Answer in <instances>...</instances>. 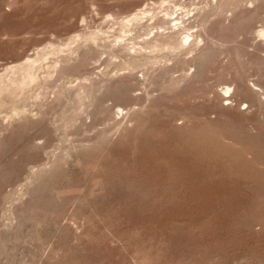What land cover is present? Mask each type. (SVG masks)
<instances>
[{
	"label": "rangeland",
	"instance_id": "obj_1",
	"mask_svg": "<svg viewBox=\"0 0 264 264\" xmlns=\"http://www.w3.org/2000/svg\"><path fill=\"white\" fill-rule=\"evenodd\" d=\"M171 5L196 43L120 72ZM1 75L0 264H264V0H0Z\"/></svg>",
	"mask_w": 264,
	"mask_h": 264
},
{
	"label": "bare ground",
	"instance_id": "obj_2",
	"mask_svg": "<svg viewBox=\"0 0 264 264\" xmlns=\"http://www.w3.org/2000/svg\"><path fill=\"white\" fill-rule=\"evenodd\" d=\"M164 3V2H163ZM181 5V3H178V5ZM162 5V4H161ZM174 5V4H173ZM179 5V7H180ZM164 6V5H163ZM177 6V5H175ZM149 8V7H148ZM171 8H174L172 5L169 7H164L162 8L163 10H161L162 12L160 13H154L152 9L150 10V8L148 10H143V11H138L139 13H135L132 16L126 17V18H122L121 21H119V24H121V28L119 30L118 34H114V41L112 42V46L113 47H118L119 52L121 53V51L127 53V55L130 56L129 60H125L124 62L120 63L119 66H121V68L119 69L120 72L123 70H129V71H135L137 69H140L142 67L148 66L149 63L151 64L150 60L151 59H156V61L154 63H152L153 66L160 64L163 60L158 59V57L160 58V54L164 53L165 51H169V52H173V53H180L181 49L186 48L187 44H192V43H196V40L198 39L197 37H199V35L194 36L195 34H193L194 32L192 31V27L191 25L188 26L186 25L187 21L185 20H181L180 19V14L177 15V11L176 10H171ZM178 8V7H177ZM175 7V9H177ZM184 8V7H182ZM138 9V8H137ZM161 9V8H159ZM140 10V9H139ZM179 10V9H178ZM157 11V10H156ZM133 13V12H132ZM131 13V14H132ZM162 14V15H160ZM177 16H176V15ZM130 15V14H129ZM174 15L176 17H174ZM125 16V15H124ZM115 17V16H114ZM112 16V18H114ZM119 16L116 17V20L118 19ZM110 19V18H109ZM108 21H112L109 20ZM151 21H154L153 23H150ZM89 22V21H88ZM104 23V22H103ZM173 23V25H172ZM175 23V24H174ZM94 25V24H93ZM84 26V25H83ZM202 26V25H201ZM88 27V26H87ZM141 29V30H148L147 32V37H149V33L152 32L153 30H156V34L154 35L153 38H149V39H143L142 43L136 42L133 40H137L139 38H142V36H135L133 33V31L135 29ZM196 30V29H195ZM107 31V30H106ZM190 31H192L193 33L190 34ZM112 32V31H111ZM142 32V31H141ZM204 32V31H203ZM206 32V31H205ZM110 33V32H109ZM261 33V32H260ZM263 33V32H262ZM202 34V33H201ZM203 35V34H202ZM262 35V34H261ZM205 36V35H204ZM203 36V37H204ZM202 37V36H201ZM263 37V36H262ZM109 38H111L109 36ZM144 38V36H143ZM208 38V37H207ZM76 41H78V37L75 38ZM201 39V38H200ZM98 41V40H97ZM200 42L202 40H199ZM205 41V40H203ZM81 43V42H80ZM193 45V44H192ZM83 51V49H82ZM105 51V50H104ZM116 52V51H114ZM118 52V54H119ZM40 53V52H39ZM62 53V52H61ZM79 54V53H78ZM86 54V53H85ZM117 53H113L111 59L108 60V64L109 65H113L115 64V62L113 61V59H117L119 58ZM176 54V55H178ZM89 55V53H88ZM164 55V54H163ZM183 55V54H182ZM81 56V55H80ZM87 56V54L85 55ZM108 56V55H107ZM168 56V55H167ZM196 56V55H195ZM71 57V55H70ZM89 57V56H88ZM31 58V57H29ZM81 58V57H80ZM113 58V59H112ZM121 58V57H120ZM186 58V57H185ZM70 59V58H69ZM73 60V59H72ZM83 60V59H82ZM185 60V59H184ZM75 61V60H74ZM44 62V61H43ZM42 62V63H43ZM187 62V61H186ZM41 63V64H42ZM84 63V62H83ZM180 63V62H179ZM32 66L34 64H31ZM80 66L82 64H79ZM79 66V67H80ZM88 66V64H87ZM14 67V66H13ZM78 67V66H77ZM162 68H165L164 66H161ZM69 68V66H68ZM147 68V67H146ZM154 68V67H153ZM159 68V67H157ZM167 68V67H166ZM160 69V68H159ZM177 69V68H176ZM106 70V69H104ZM157 70V69H156ZM161 70V69H160ZM9 71V70H8ZM96 71V70H95ZM142 71V70H141ZM140 71V72H141ZM174 71V70H173ZM180 71V69H179ZM143 72V71H142ZM177 72V70L175 71ZM62 73V72H61ZM83 73V72H82ZM86 73V72H85ZM83 73V74H85ZM146 73V72H145ZM154 73H157L154 71ZM174 73V72H173ZM172 73V74H173ZM60 74V73H59ZM79 75H81L80 71L79 73H77ZM136 74V73H135ZM147 74V73H146ZM145 74V75H146ZM133 75V74H132ZM139 75V74H138ZM149 75V74H148ZM170 75V74H169ZM174 75V74H173ZM70 76V75H69ZM172 75H170L171 77ZM5 77H7L5 75ZM152 77V76H151ZM4 77H0V93L3 90V83L5 81V79H3ZM9 78V77H8ZM23 78V77H22ZM148 78V77H147ZM84 79V78H83ZM90 79V78H89ZM171 79H174V77L172 76ZM91 80V79H90ZM95 80V79H94ZM79 81V80H78ZM83 81V80H82ZM105 81V80H104ZM104 81H93L90 85L85 84L84 82H81L79 85V92L84 91L87 92L88 89L94 88H101ZM170 81V80H169ZM172 81V80H171ZM179 83L181 82L179 78L174 79V83ZM76 82V81H75ZM80 82V81H79ZM180 84V83H179ZM49 87V86H48ZM73 87V86H72ZM71 87V88H72ZM74 88V87H73ZM72 88V89H73ZM78 88V87H76ZM109 89V88H108ZM92 91V90H91ZM90 91V92H91ZM102 91V89H101ZM91 94V93H89ZM84 95V94H83ZM82 95V96H83ZM81 97V99L83 98L81 95H79ZM86 96V95H85ZM42 97V96H41ZM126 97V96H125ZM85 99V97H84ZM83 99V100H84ZM88 99L82 101L85 102ZM76 101V100H75ZM80 101V100H79ZM113 101V100H112ZM116 102V101H115ZM75 103V102H74ZM119 103V102H118ZM41 105V103H40ZM79 105V104H78ZM80 106V105H79ZM115 107H117L115 105ZM28 108V107H27ZM105 108V107H104ZM117 108H119L120 111H124L123 108H121V106H118ZM73 109V108H72ZM48 110V109H47ZM78 111V110H77ZM110 111V110H109ZM111 112V111H110ZM51 113V112H50ZM46 114V113H45ZM49 114V113H48ZM128 115V114H127ZM125 117V116H124ZM127 117V116H126ZM128 118V117H127ZM3 121V120H2ZM73 124V122H72ZM96 125V124H95ZM97 127V126H96ZM51 129V128H50ZM34 134V133H33ZM34 137V136H33ZM54 138V137H53ZM37 139V138H36ZM51 145V144H50ZM63 157V155H62ZM60 160V159H59ZM17 164V163H16ZM60 164V162H59ZM34 175V174H33Z\"/></svg>",
	"mask_w": 264,
	"mask_h": 264
}]
</instances>
